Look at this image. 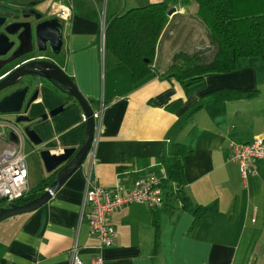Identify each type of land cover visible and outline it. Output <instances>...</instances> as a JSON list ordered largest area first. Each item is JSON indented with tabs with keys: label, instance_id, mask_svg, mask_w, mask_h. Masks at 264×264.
<instances>
[{
	"label": "crops",
	"instance_id": "1",
	"mask_svg": "<svg viewBox=\"0 0 264 264\" xmlns=\"http://www.w3.org/2000/svg\"><path fill=\"white\" fill-rule=\"evenodd\" d=\"M54 1L73 9L71 21L64 23L62 53L55 60L94 111L102 99L106 103L95 164L86 159L84 167L41 209L0 223V264H70L76 244L82 264H95L100 258L102 264H264V165H257L256 174L243 179L228 149L231 141L246 144L264 139V60L245 58L240 69L206 75L187 93L165 74L175 54H207L213 47L205 27L199 23L203 31L196 28V5L185 6L180 1L171 5V0H108L107 21L149 4L168 2L177 10L168 17L152 73L136 82L113 54L106 51L102 56V0H45L37 9L47 19L52 18L46 12ZM50 89L42 87L32 118L64 103ZM177 101H181L180 107L169 111ZM66 105L56 117L34 124L43 143L37 148L22 139L24 152L29 149L39 156L40 151L48 150L59 155L66 149L81 148L87 135L85 115L75 100ZM6 119L0 116V123ZM172 142L191 151L183 158L185 193L193 211L205 210L198 229L191 232L194 215L183 210L176 197L174 208L157 216L144 204H132L111 216L116 243L100 249L87 218L81 216L89 169L95 186L127 190L136 179L165 170L160 159ZM38 163L37 159L35 165ZM156 218L160 222L158 239Z\"/></svg>",
	"mask_w": 264,
	"mask_h": 264
},
{
	"label": "trees",
	"instance_id": "2",
	"mask_svg": "<svg viewBox=\"0 0 264 264\" xmlns=\"http://www.w3.org/2000/svg\"><path fill=\"white\" fill-rule=\"evenodd\" d=\"M183 5H196V18L206 28L213 47L207 54L174 55L165 78L175 79L188 93L192 85L209 74H227L241 68L245 58L264 60V0H181ZM168 2L133 8L108 21L106 51L125 65L136 82H141L152 73L160 38L168 21ZM194 64V65H192ZM181 101L171 104L174 112ZM79 107V105L77 104ZM191 154L186 146L172 142L166 148L160 163L163 171L155 172L162 178L163 205L152 209L155 216L165 209H173V198L180 199L183 210L194 215L195 232L204 219V208L192 210V203L185 193L183 158ZM165 177V178H164ZM56 178L49 174L36 188L27 191L15 201L23 205L44 193ZM156 237L159 238L160 222L155 219Z\"/></svg>",
	"mask_w": 264,
	"mask_h": 264
},
{
	"label": "water",
	"instance_id": "3",
	"mask_svg": "<svg viewBox=\"0 0 264 264\" xmlns=\"http://www.w3.org/2000/svg\"><path fill=\"white\" fill-rule=\"evenodd\" d=\"M24 1L19 0L17 3L14 0H0V116L12 117L2 128L5 134L8 133L7 142L19 145L22 137L39 148L43 141L37 135L34 124L56 117L66 109L70 100H75L86 117L87 135L80 149H66L59 155H52L48 150L39 152L46 172H56L55 180L44 193L26 204L14 203L3 207L1 204L6 203V199H2L0 223L35 212L49 203L84 165L92 148L96 129L94 110L89 101L54 59L61 55L65 44L64 23L57 17L45 21L43 14L34 9L21 12V8L33 7L45 0L32 1L29 5ZM176 11V8H171L167 13L168 17L173 16ZM47 54L50 57L40 58ZM42 87L52 88L51 92H58L65 101L50 112L32 118L30 114L38 109Z\"/></svg>",
	"mask_w": 264,
	"mask_h": 264
},
{
	"label": "built area",
	"instance_id": "4",
	"mask_svg": "<svg viewBox=\"0 0 264 264\" xmlns=\"http://www.w3.org/2000/svg\"><path fill=\"white\" fill-rule=\"evenodd\" d=\"M107 3L108 0H102L103 8H101L100 14V47L103 57L106 53V33L108 27V19H106L105 12ZM48 15L57 17L63 23L68 24L72 19L73 9L68 5L62 4L60 1H54L48 9ZM40 58L43 59L45 56L42 55ZM105 109L106 103L102 99L99 108L93 113L96 124L95 138L87 156V159L91 160L92 166L95 164V147ZM5 126L6 123H0V128H4ZM11 129L16 131L13 127ZM228 149L230 159L239 165L243 179L247 178L250 174H256L257 165H264V139H254L252 142L246 144L231 141ZM89 172L86 174V189L81 216L87 218L90 234L98 239L100 249L111 247L116 243V232L111 224V216L115 212L132 204H144L150 209H157L163 205L164 197L161 176L150 174L136 179L130 189L126 190L123 187H119L116 190H111L95 186L91 180L92 168L89 169ZM28 174L27 159L21 137L19 145L10 143L5 148L0 149V201L6 199L7 204H14L16 200L24 197L27 191H29L27 188ZM102 263L103 260L100 258L96 260L95 264ZM70 264H82L77 244L71 250Z\"/></svg>",
	"mask_w": 264,
	"mask_h": 264
},
{
	"label": "rangeland",
	"instance_id": "5",
	"mask_svg": "<svg viewBox=\"0 0 264 264\" xmlns=\"http://www.w3.org/2000/svg\"><path fill=\"white\" fill-rule=\"evenodd\" d=\"M176 1L177 0H171L170 4L172 5L173 3H176ZM190 18H192V14L190 15ZM194 20L197 21V22L196 21L194 22L196 24V28L197 27H200L199 26V23H200L199 20L197 18H195ZM201 25L204 26L203 24H201ZM199 29L203 31L202 27H200ZM181 53L188 54V55H192L188 51L187 52L186 51H181ZM195 53H194V55H198L199 52L197 51ZM192 65H194V64H192ZM10 119H12V117H7L6 120L9 121ZM7 136H8V133L5 134V132L3 131V129L0 128V148L2 146H5V143H7V138H6ZM32 147H34V146H32ZM25 154H26V159H27V165H28V168H29V171H30V174H29L30 176H29V179H28V187L27 188H29L30 190H32V189L36 188L37 185L43 179H45V177L48 176V173L46 172V169L44 167V164H43L40 156H38L37 154H33L32 152L29 151V149H26L25 150ZM37 159L39 160L40 164L38 163L37 165H35V162L37 161ZM1 206L5 207V206H7V203H3V204H1Z\"/></svg>",
	"mask_w": 264,
	"mask_h": 264
},
{
	"label": "flooded vegetation",
	"instance_id": "6",
	"mask_svg": "<svg viewBox=\"0 0 264 264\" xmlns=\"http://www.w3.org/2000/svg\"><path fill=\"white\" fill-rule=\"evenodd\" d=\"M15 2H19V0H14ZM32 1L33 2H35L36 0H25L24 2H25V4H27V5H29V4H31L32 3ZM38 1V0H37ZM37 6L38 5H36V6H25L24 8H21L20 10H21V12L22 11H29V10H37V11H39L38 9H37ZM40 12V11H39ZM40 13H42V12H40ZM47 13V12H46ZM43 14V19L46 21V19H47V17L44 15V13H42ZM48 14V13H47ZM23 16V15H22ZM45 57H50V55L49 54H47ZM54 59H56V58H54ZM19 63V62H18ZM16 65V64H15ZM43 86H45V85H43Z\"/></svg>",
	"mask_w": 264,
	"mask_h": 264
}]
</instances>
